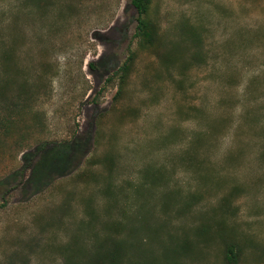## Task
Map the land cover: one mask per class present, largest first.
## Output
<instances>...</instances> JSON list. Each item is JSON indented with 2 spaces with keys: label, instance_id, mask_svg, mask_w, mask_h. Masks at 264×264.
I'll list each match as a JSON object with an SVG mask.
<instances>
[{
  "label": "rangeland",
  "instance_id": "1",
  "mask_svg": "<svg viewBox=\"0 0 264 264\" xmlns=\"http://www.w3.org/2000/svg\"><path fill=\"white\" fill-rule=\"evenodd\" d=\"M130 1L0 0V264H64L57 248L102 236L138 185L159 242L188 250L171 263L151 244L155 263L233 246L264 264V0H152L146 50Z\"/></svg>",
  "mask_w": 264,
  "mask_h": 264
},
{
  "label": "trees",
  "instance_id": "2",
  "mask_svg": "<svg viewBox=\"0 0 264 264\" xmlns=\"http://www.w3.org/2000/svg\"><path fill=\"white\" fill-rule=\"evenodd\" d=\"M152 0H131L130 5L136 12V25L133 33V38L136 41V46L140 50H146L148 48L154 49L156 41V32L147 21L144 16L149 9ZM157 50V49H156ZM167 50V49H166ZM156 53L158 61L164 68H168L169 58H167L166 51H159ZM173 52V51H172ZM171 52V53H172ZM166 54V55H165ZM196 54V53H195ZM172 55V54H171ZM176 57L174 53L172 60L170 58V65L175 61ZM191 59H196V55L191 56ZM133 62V55L127 56L126 60L116 69L112 76L117 77L118 87L120 90L126 83V79L130 73V67ZM188 64V61L182 62L178 68L180 71ZM111 76V77H112ZM111 77L106 79V82ZM150 177L149 172H145L142 178L146 181ZM142 185H138L135 188L136 199L131 201L122 200L118 201L113 198L111 205L114 208H118L120 212V219L115 220L112 217L107 216V219L98 221L100 230L105 231L102 236L95 230L89 236V242L87 244L80 243V239L72 235L69 240L57 249L61 250L63 254L64 264H78L76 259H80L79 264H158L156 257L152 255L150 250L151 244L161 245V257L163 260L171 263H176L177 258L185 256L188 250H183L181 242L176 238H170L169 240L175 241L173 248L164 245V242L156 238L160 233V227H155L153 230L149 228L148 215L153 211V203L149 198H143L139 193ZM118 202V204H117ZM86 205L87 221L84 222V226L92 225L97 222L98 218L93 211ZM163 208L166 205H162ZM161 210L164 212V210ZM190 205H185L188 208ZM182 210L179 208L177 211ZM177 212V213H178ZM80 226H78V230ZM135 231L139 233V241L134 242L133 238ZM119 235V236H115ZM204 235H208L205 233ZM209 236V235H208ZM185 241V240H183ZM186 242V241H185ZM106 250H102L101 246H106ZM101 249V250H99ZM134 250L137 253L131 254ZM239 251L233 246L225 247L222 254L223 264H236ZM80 255V257H79ZM135 255V256H134ZM168 264V263H167Z\"/></svg>",
  "mask_w": 264,
  "mask_h": 264
}]
</instances>
